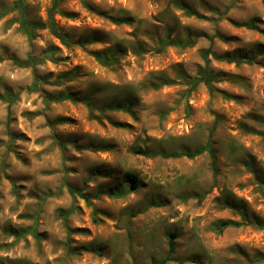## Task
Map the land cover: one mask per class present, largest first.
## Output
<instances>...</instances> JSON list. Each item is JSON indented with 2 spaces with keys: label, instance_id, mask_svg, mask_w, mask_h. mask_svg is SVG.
Instances as JSON below:
<instances>
[{
  "label": "rangeland",
  "instance_id": "1",
  "mask_svg": "<svg viewBox=\"0 0 264 264\" xmlns=\"http://www.w3.org/2000/svg\"><path fill=\"white\" fill-rule=\"evenodd\" d=\"M18 1L0 0V264H264V0ZM206 66L213 91L189 92Z\"/></svg>",
  "mask_w": 264,
  "mask_h": 264
},
{
  "label": "trees",
  "instance_id": "2",
  "mask_svg": "<svg viewBox=\"0 0 264 264\" xmlns=\"http://www.w3.org/2000/svg\"><path fill=\"white\" fill-rule=\"evenodd\" d=\"M13 8L16 9V10H19V9L23 10L24 9L23 0H19L14 5ZM184 8L187 11L188 15H190V16L196 15L195 13L190 11L187 7H184ZM117 22L120 23L121 21H117ZM20 23H21V27H22L23 31L25 33H27V35H29V36H33V34H35V31L37 29L42 28L41 25H36V24H32V23L28 22L26 20V18H24L23 16L20 19ZM245 26L248 27V28H251V29L255 28L254 24H248V25H245ZM49 29H50L51 33L54 34L55 36H57L58 38H60L61 41L64 44H67V45L69 44L68 41H67L66 36L63 35L61 33V31L57 28L56 23H55V21L52 18H50ZM187 42H189V40ZM164 45L186 46L187 44L186 43L174 42L171 39H168V40H166L163 43V46ZM46 54L47 53H45L44 56ZM207 54L208 53L206 52V54H205V59L206 60H207ZM0 61H1V59H0ZM36 62H37V59H32V58L29 59V60L15 61V63L17 65L21 66V67H28V66H31V65H35ZM217 80H218L217 75H214L209 70L208 66H206L205 68H201V69H199V71L197 72V76L193 80L187 81V83L189 85V92L193 91L194 88L200 83H204L208 87V89L210 91H213V82L217 81ZM127 111H129V108H127ZM208 149H209V147L207 146V147L198 149V150H196L194 152H187L185 154H168L166 152H156V151H148V150H137L136 153L137 154H142V155H145V156H148V157H151V156H162L163 158H170V157H182V156H185V157H188V158H194V157L202 154L205 150H208ZM123 180H124V182L129 184V190L131 192L132 191H136L140 187V182H139L137 176L135 174L131 173V172L126 173L123 176ZM72 193L76 194V193H80V192L77 191V190L76 191L72 190ZM84 198L88 199V197H84ZM72 211H73L72 209H69L68 211L61 212V215L65 219V224H67V218L72 213ZM243 224H245V222L242 223V222H236V221H233V220H222V221L217 222V224H215L214 229H215V231L217 233H222L223 231H225L228 228L240 227ZM256 226L258 228H260V229H264V224L263 223H257ZM173 238H175V235H171V239L172 240H173ZM173 248H174V244H171V250H173ZM168 261H173L172 252H170L162 262L157 263V264H164L165 262H168ZM189 261H190V259H185V260H181L180 262L184 263V262H189Z\"/></svg>",
  "mask_w": 264,
  "mask_h": 264
}]
</instances>
